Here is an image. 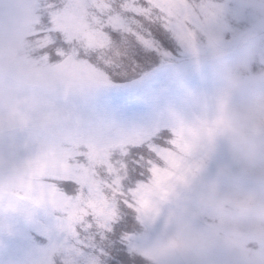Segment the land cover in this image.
Segmentation results:
<instances>
[{"label":"snow or ice","instance_id":"snow-or-ice-1","mask_svg":"<svg viewBox=\"0 0 264 264\" xmlns=\"http://www.w3.org/2000/svg\"><path fill=\"white\" fill-rule=\"evenodd\" d=\"M221 10L215 0H0V38L27 20L25 51L55 85L48 103L58 125L32 161L30 203L58 233L40 264H146L142 230L199 171L193 154L220 121L121 124L96 101L117 81L149 79L174 53L197 54Z\"/></svg>","mask_w":264,"mask_h":264},{"label":"rangeland","instance_id":"rangeland-1","mask_svg":"<svg viewBox=\"0 0 264 264\" xmlns=\"http://www.w3.org/2000/svg\"><path fill=\"white\" fill-rule=\"evenodd\" d=\"M215 2L222 10L214 35L197 54L174 53L170 62L149 69V79L131 87L132 82L117 81L118 87L101 92L96 101L121 124L161 118L220 121L211 139L214 150L207 153L205 141L193 154L202 158L199 171L142 230L146 264H264V229L247 227L225 203L246 192L264 196V176L241 173L218 135L226 73L243 80L264 72V0ZM28 27L21 19L0 38V264H40L58 236L54 217L30 203L36 195L32 161L58 121L49 115L55 85L42 79L25 51ZM247 95L248 90L234 94L229 103Z\"/></svg>","mask_w":264,"mask_h":264},{"label":"clouds","instance_id":"clouds-1","mask_svg":"<svg viewBox=\"0 0 264 264\" xmlns=\"http://www.w3.org/2000/svg\"><path fill=\"white\" fill-rule=\"evenodd\" d=\"M244 90H248V95L242 102L229 103L232 95ZM220 102L223 123L218 135L226 144L231 160L241 173L264 176V72L242 80L228 71ZM214 147V141L208 142L207 153ZM225 203L247 227L264 229V196L246 192Z\"/></svg>","mask_w":264,"mask_h":264}]
</instances>
